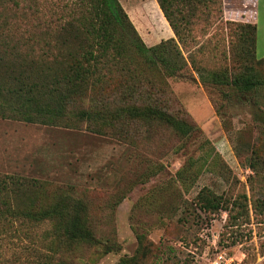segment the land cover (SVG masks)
Masks as SVG:
<instances>
[{"label": "rangeland", "instance_id": "1", "mask_svg": "<svg viewBox=\"0 0 264 264\" xmlns=\"http://www.w3.org/2000/svg\"><path fill=\"white\" fill-rule=\"evenodd\" d=\"M238 2L172 0L176 37L164 50L185 63L182 76L167 75L126 44L122 56L109 48L94 62L95 89L80 91L71 107L94 105L105 116L99 123L0 115V188L9 182L14 203L0 210L40 211L69 196L85 204L100 239L91 246L60 244L53 256L52 223L20 224L9 230L14 237L0 240L10 251L1 258L17 257L16 264H264V58L250 43L253 19L246 12L253 8ZM95 5L0 0L6 64L0 69L40 70L49 61L67 68L81 52L73 33ZM201 71L249 76L261 85L241 95L228 83L204 86ZM22 72L0 74L1 105L13 101L12 78ZM141 108L164 110L198 129L181 137L128 112ZM206 198L218 206L201 207ZM111 242L115 249L107 251Z\"/></svg>", "mask_w": 264, "mask_h": 264}, {"label": "trees", "instance_id": "2", "mask_svg": "<svg viewBox=\"0 0 264 264\" xmlns=\"http://www.w3.org/2000/svg\"><path fill=\"white\" fill-rule=\"evenodd\" d=\"M94 1L96 3L92 7L94 11L79 22L80 29L73 33L74 44L79 48L81 46V52L70 61L67 68H60L57 63L49 61L48 67L40 70H35L38 69L37 67H32V70L26 71L20 68L0 69V74L3 72L8 75L20 70L23 71L19 76L12 78L16 84V87L12 89V96H10L13 101L8 102L7 105L0 104V115H11L28 122H41L44 124H53L61 120L67 123L70 121H86L91 124L101 122L105 116L102 115L103 113L97 112L98 108L94 105L87 106L81 103L82 106L77 111H72L71 107H75L79 103L77 98L80 91L83 90L89 95L91 89H95V81L94 79L91 80L95 72L94 65L96 63L94 64V62H97L101 57H107L111 47L117 48V55L122 56L125 52L119 49L124 44L129 48H133L137 54L153 64L152 66L160 63L167 75L171 77L182 76L178 72L185 63H182V59H177L171 52L164 50L167 43L172 39L162 41L154 46H147L119 0ZM158 3L172 28L176 31L170 12L172 0H158ZM70 26L73 29L75 28L74 24H70ZM250 27L252 29L250 43L256 55L257 28L255 24ZM82 29L85 36H83ZM114 32H117L118 36H115ZM94 46L95 49H93ZM3 65H6L5 61L0 57V66ZM200 78L204 86L212 87L214 85L215 87L221 83H228L236 87L241 95L256 93L261 85L260 80L249 76L228 78L227 75L217 72L201 71ZM3 79L5 78L2 77L0 81ZM37 89H39V96L37 95ZM0 91H2L1 86ZM45 94L51 96L48 101H45L44 97L41 96ZM128 112L132 114L133 118L148 117L140 119L158 121L175 130L181 137L191 136L198 129L195 124L156 108L130 109ZM9 185V182L5 181L0 188V204L5 207H13L14 205L10 194L6 193ZM205 201L204 204H201V207L218 206V202L211 204L212 200L210 198H206ZM45 222H50L53 225V242L56 243L53 256L59 252L60 244L70 245L76 241L91 246L100 242L96 232L88 225L85 204L81 200L69 196L60 198L52 206L40 211L13 210V208L7 209V211L0 210V240L14 237L10 235L9 230L15 232L20 224L41 225ZM114 245L116 244L113 242L107 243L106 250H114ZM2 247L3 244L1 245L0 242V264H16V261H19L17 257L14 259L1 258V256H5L10 252H5ZM7 247L10 250V247ZM54 262L55 264H74L66 259H57Z\"/></svg>", "mask_w": 264, "mask_h": 264}, {"label": "crops", "instance_id": "3", "mask_svg": "<svg viewBox=\"0 0 264 264\" xmlns=\"http://www.w3.org/2000/svg\"><path fill=\"white\" fill-rule=\"evenodd\" d=\"M231 1H239L238 3L244 7L253 8L246 13H249L250 19H253L252 23L257 28V55L260 52L259 58H264V0H224L225 3ZM119 2L147 46H154L176 37L158 0H119Z\"/></svg>", "mask_w": 264, "mask_h": 264}, {"label": "built area", "instance_id": "4", "mask_svg": "<svg viewBox=\"0 0 264 264\" xmlns=\"http://www.w3.org/2000/svg\"><path fill=\"white\" fill-rule=\"evenodd\" d=\"M215 264H219V262L218 261H216V263Z\"/></svg>", "mask_w": 264, "mask_h": 264}]
</instances>
